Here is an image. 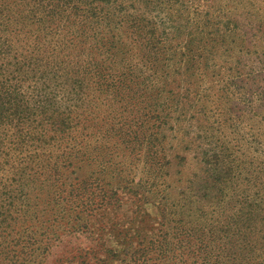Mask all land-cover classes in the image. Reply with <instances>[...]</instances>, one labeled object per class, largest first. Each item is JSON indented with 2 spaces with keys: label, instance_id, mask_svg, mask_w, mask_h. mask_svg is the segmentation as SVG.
I'll return each instance as SVG.
<instances>
[{
  "label": "rangeland",
  "instance_id": "374dc122",
  "mask_svg": "<svg viewBox=\"0 0 264 264\" xmlns=\"http://www.w3.org/2000/svg\"><path fill=\"white\" fill-rule=\"evenodd\" d=\"M113 1L111 18L124 20L114 33L118 45L131 51L129 57L146 62L144 45L160 49L163 79L142 92L154 117L146 118L126 151L117 148L112 161L96 157L92 166L71 161L64 170L68 188L82 170L100 181L107 173L103 182L120 197L108 206L96 204L85 212L75 206L71 217L67 213L70 218L52 234L44 264H122L128 259L123 252L142 241L129 234L131 228L145 227L138 232L149 240L174 241L179 225L205 229L201 237L207 240L215 236L209 251L217 264L264 262V257L248 261L254 246L263 247L257 255L264 256V232L258 231L264 206L248 210L255 197L264 203V192L257 194L264 187V0ZM89 25L77 52L99 61L104 56L92 50ZM134 29L140 30L135 41ZM113 93L105 100L95 89L85 95L99 105ZM125 184L129 193L122 192ZM29 189L37 196L38 187L29 183ZM45 206L42 200L40 207ZM246 211L255 215L249 227ZM217 224L229 225L226 238H219ZM107 250L123 255L106 259ZM177 261L163 257L146 263Z\"/></svg>",
  "mask_w": 264,
  "mask_h": 264
},
{
  "label": "trees",
  "instance_id": "16d2710c",
  "mask_svg": "<svg viewBox=\"0 0 264 264\" xmlns=\"http://www.w3.org/2000/svg\"><path fill=\"white\" fill-rule=\"evenodd\" d=\"M113 2L0 0V264H44L55 237L52 234L60 221L72 216L69 213L75 206L85 212L96 204L108 206L120 197L118 190L103 182L107 173L100 181L95 173L85 177L82 170L69 188L63 181L71 161L91 166L96 157L112 161L117 148L126 151L134 141L130 138L141 134L138 129L146 118L154 117H150L152 110L142 92L154 89L153 82L163 79L158 75L160 49L144 45L149 49L143 53L146 62L129 57L131 51L118 45L114 33L124 20L111 18ZM86 23L93 37L92 50L104 56L99 61L77 52L83 47L80 40ZM138 32L134 29L133 41ZM87 89L104 94L99 100H105L112 89L114 95L97 105L85 95ZM29 183L38 187V197L30 191ZM100 185H105V190ZM263 188H258L257 194L263 193ZM127 189L130 187L125 184L122 192L129 193ZM42 200L45 207H40ZM62 203L65 205L59 209ZM263 204L255 197L248 210ZM243 213L249 227L255 215ZM261 223L258 231L264 232V215ZM179 226L181 232L173 234L174 241L149 240L146 233L138 232V228L144 232L145 227L134 226L129 234L142 241L133 251L123 252L128 259L122 264H147L163 257L178 260L176 264H217L209 251L215 236L210 235L209 241L201 237L205 229ZM213 226L218 228L219 238L228 236L229 225ZM262 248L254 246L248 261L264 257L257 255ZM123 253L107 250L105 258Z\"/></svg>",
  "mask_w": 264,
  "mask_h": 264
}]
</instances>
